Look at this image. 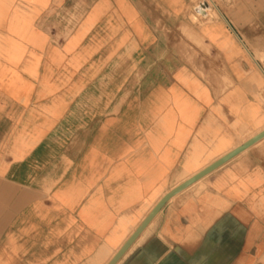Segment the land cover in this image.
Returning a JSON list of instances; mask_svg holds the SVG:
<instances>
[{
  "label": "crops",
  "instance_id": "crops-1",
  "mask_svg": "<svg viewBox=\"0 0 264 264\" xmlns=\"http://www.w3.org/2000/svg\"><path fill=\"white\" fill-rule=\"evenodd\" d=\"M194 1L0 0V264H109L264 127V60ZM234 160L116 264H264V162Z\"/></svg>",
  "mask_w": 264,
  "mask_h": 264
},
{
  "label": "rangeland",
  "instance_id": "rangeland-1",
  "mask_svg": "<svg viewBox=\"0 0 264 264\" xmlns=\"http://www.w3.org/2000/svg\"><path fill=\"white\" fill-rule=\"evenodd\" d=\"M204 1L211 2V9L205 19L208 18V21H211L212 18H219L222 15L228 17L249 46L256 51L258 57L264 60V0H195L192 3V5H196L195 11L191 12L192 19L196 16L203 22V18L196 12V8ZM184 32L186 33V30ZM263 129L264 127L254 133L246 132L238 143L241 144L259 131L260 133L263 132ZM230 146V141L222 138L219 144L208 154L190 155L185 165L182 179L197 172L200 167L205 166L227 150L233 148ZM262 161L264 162V140L240 155L232 164L235 165L242 162L245 164L242 165L244 172H249L255 168L259 169ZM210 178H207L205 181H209ZM203 185L204 182L194 186L186 193L199 191L200 189L203 190L205 188Z\"/></svg>",
  "mask_w": 264,
  "mask_h": 264
},
{
  "label": "water",
  "instance_id": "water-1",
  "mask_svg": "<svg viewBox=\"0 0 264 264\" xmlns=\"http://www.w3.org/2000/svg\"><path fill=\"white\" fill-rule=\"evenodd\" d=\"M201 9L198 7L196 8V12L200 14L199 10H204L205 7H208V5H199ZM264 139V131L255 136L254 138L250 139L240 147L236 148L232 152L228 153L212 165L208 166L206 169L202 170L198 174H196L194 177L189 179L188 181L184 182L182 185L168 193L159 203L158 205L153 209V211L150 213V215L145 219V221L142 223V225L137 229V231L130 237V239L126 242V244L120 249V251L116 254V256L112 259V261L109 264H116L120 258L126 253V251L130 248V246L134 243V241L140 236V234L145 230V228L152 222V220L160 213V211L164 208V206L177 194L183 192L196 182H198L200 179L204 178L205 176L213 173L214 171L220 169L230 161H232L234 158H236L238 155L249 149L250 147L254 146L258 142Z\"/></svg>",
  "mask_w": 264,
  "mask_h": 264
},
{
  "label": "bare ground",
  "instance_id": "bare-ground-1",
  "mask_svg": "<svg viewBox=\"0 0 264 264\" xmlns=\"http://www.w3.org/2000/svg\"><path fill=\"white\" fill-rule=\"evenodd\" d=\"M201 5H208V7H205L204 8V10L202 9V10H199V12H200V16H202V17H206L207 15H208V13H209V11H210V9H211V2H208V1H204V2H201L200 3ZM198 8L199 9H201L199 6H198ZM264 130V129H263ZM263 130H261V131H263ZM260 133V131L259 132H257L256 134H254L253 136H251V137H249L248 139H246L245 141H243L241 144H239V145H237V146H235V147H233V148H231V149H229V150H227L226 152H224L223 154H221L220 156H218L216 159H214L213 161H211V162H209V163H207L205 166H203V167H201L197 172H195V173H193V174H191V175H189V176H187L186 178H184V179H182V181H180L179 183H178V185H177V187H179L180 185H182L184 182H186V181H188L189 179H191L192 177H194L196 174H198L199 172H201L202 170H204V169H206L208 166H210V165H212L213 163H215L216 161H218L219 159H221L222 157H224L225 155H227L228 153H230V152H232L233 150H235L236 148H238V147H240L241 145H243L244 143H246L247 141H249L250 139H252V138H254L255 137V135L257 136V134H259ZM264 140V139H263ZM263 140H261V141H263ZM260 141V142H261ZM259 143V142H258ZM257 143V144H258ZM257 144H255L254 146H256ZM254 146H252V147H254ZM252 147H250L249 149H247L246 151H248V150H250ZM246 151H244L243 153H245ZM243 153H241L240 155H242ZM240 155H238L237 157H239ZM236 157V158H237ZM235 159V158H234ZM206 177V176H205ZM203 179V178H202ZM199 181H201V179L199 180ZM198 181V182H199ZM198 182H196V183H198ZM193 185H195V184H193ZM176 187V188H177ZM176 188H174V189H176ZM173 189V190H174ZM172 190V191H173ZM185 191V190H184ZM171 192V191H170ZM169 192V193H170ZM178 195V194H177ZM175 197V196H174ZM158 205V204H157Z\"/></svg>",
  "mask_w": 264,
  "mask_h": 264
}]
</instances>
